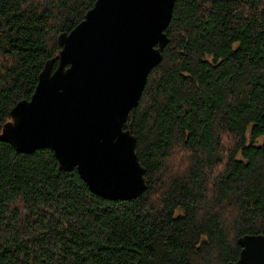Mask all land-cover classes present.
Here are the masks:
<instances>
[{"label":"trees","instance_id":"16d2710c","mask_svg":"<svg viewBox=\"0 0 264 264\" xmlns=\"http://www.w3.org/2000/svg\"><path fill=\"white\" fill-rule=\"evenodd\" d=\"M95 1L0 0V132ZM164 32L124 124L143 192L102 199L0 140V264H228L264 237V0H176Z\"/></svg>","mask_w":264,"mask_h":264},{"label":"water","instance_id":"95a60500","mask_svg":"<svg viewBox=\"0 0 264 264\" xmlns=\"http://www.w3.org/2000/svg\"><path fill=\"white\" fill-rule=\"evenodd\" d=\"M175 1L96 0L59 35L60 51L45 62L30 99L11 109L0 140L19 154L50 149L60 170H75L102 199L137 198L144 169L124 124L162 59ZM237 244L239 258L228 264H264L263 236L245 235Z\"/></svg>","mask_w":264,"mask_h":264},{"label":"rangeland","instance_id":"374dc122","mask_svg":"<svg viewBox=\"0 0 264 264\" xmlns=\"http://www.w3.org/2000/svg\"><path fill=\"white\" fill-rule=\"evenodd\" d=\"M174 159H175V156H174ZM174 159H173V160H174ZM174 161H175V160H174ZM174 161H173V163H174Z\"/></svg>","mask_w":264,"mask_h":264}]
</instances>
